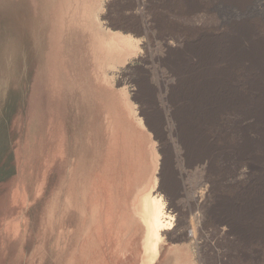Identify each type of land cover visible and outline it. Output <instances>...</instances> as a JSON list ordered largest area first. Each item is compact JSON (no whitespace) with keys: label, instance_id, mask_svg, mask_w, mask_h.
Segmentation results:
<instances>
[{"label":"rangeland","instance_id":"rangeland-1","mask_svg":"<svg viewBox=\"0 0 264 264\" xmlns=\"http://www.w3.org/2000/svg\"><path fill=\"white\" fill-rule=\"evenodd\" d=\"M145 195L264 264V0H0V264H141Z\"/></svg>","mask_w":264,"mask_h":264},{"label":"bare ground","instance_id":"bare-ground-1","mask_svg":"<svg viewBox=\"0 0 264 264\" xmlns=\"http://www.w3.org/2000/svg\"><path fill=\"white\" fill-rule=\"evenodd\" d=\"M138 202L140 206L142 205L143 213L146 214L149 219L150 227L148 242L144 250L147 257H145L141 264H151L154 257H157L158 243L164 237V233L162 232L170 230L173 226V215L170 214L165 203L161 201L160 195L155 197V201L148 200L145 195Z\"/></svg>","mask_w":264,"mask_h":264}]
</instances>
